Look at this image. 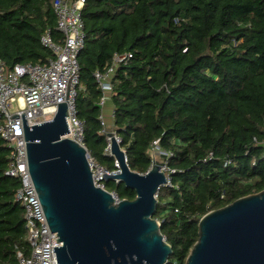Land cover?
I'll use <instances>...</instances> for the list:
<instances>
[{"label": "trees", "instance_id": "1", "mask_svg": "<svg viewBox=\"0 0 264 264\" xmlns=\"http://www.w3.org/2000/svg\"><path fill=\"white\" fill-rule=\"evenodd\" d=\"M53 3L0 0L7 69L53 57L40 41L49 28L62 38ZM82 14L76 104L85 146L96 162L116 169L115 157L105 154L102 91L93 73L115 53H131L114 77V128L134 171H148L156 140L173 153V186L159 189L154 218L173 248L166 264H186L202 216L264 189V0H87ZM11 153L0 135V264H17V249L31 254L20 182L5 175ZM105 186L120 199L136 197L123 182Z\"/></svg>", "mask_w": 264, "mask_h": 264}, {"label": "water", "instance_id": "2", "mask_svg": "<svg viewBox=\"0 0 264 264\" xmlns=\"http://www.w3.org/2000/svg\"><path fill=\"white\" fill-rule=\"evenodd\" d=\"M68 104L51 120L29 126L22 113L30 176L51 233L58 264H166L173 248L154 218L158 192L168 182L159 162L145 173L130 168L126 150L110 132L118 169L104 173L136 191L120 199L95 185L85 146L71 138ZM186 264H264V189L209 211Z\"/></svg>", "mask_w": 264, "mask_h": 264}, {"label": "built area", "instance_id": "3", "mask_svg": "<svg viewBox=\"0 0 264 264\" xmlns=\"http://www.w3.org/2000/svg\"><path fill=\"white\" fill-rule=\"evenodd\" d=\"M86 1L54 0L56 28L62 38L55 40L50 28L42 34L41 43L53 53V57L47 62L18 63L7 69L0 57V135L12 151L5 175L17 178L20 182L16 197L25 209L24 218L31 247L30 255H26L22 249H17V264H58L54 247L62 246V242L56 241L59 239V236H55L57 232L50 231L30 176L22 113L25 114L27 124L33 126L51 120L58 104L67 102L70 132L61 138H71L85 146V121L79 117L76 99L81 86L79 55L86 45L85 21L82 14ZM131 57V53H115L103 70L97 69L93 73L102 91L98 105L101 108L102 132L106 134L108 142L105 154L111 156L109 133L114 132L120 146L122 138L115 128L108 129L104 110L107 102L112 100L114 77L118 67L127 64ZM111 116H115L114 108L111 110ZM150 154L152 162H159L161 170L166 174L168 182L164 186H173L172 175L176 170L169 166V158L173 153L163 149L156 140L151 144ZM212 156L211 152L209 158ZM87 157L95 185L108 190L103 174L116 172L118 166L116 165L115 170H109L96 162L89 152ZM230 162L231 160H228V163ZM112 192L117 197L116 191Z\"/></svg>", "mask_w": 264, "mask_h": 264}, {"label": "crops", "instance_id": "4", "mask_svg": "<svg viewBox=\"0 0 264 264\" xmlns=\"http://www.w3.org/2000/svg\"><path fill=\"white\" fill-rule=\"evenodd\" d=\"M113 104L112 106H110L109 108L107 106H105V116H106V119H107V122H108V125L110 127V129H114V118H112L111 116V110L113 109Z\"/></svg>", "mask_w": 264, "mask_h": 264}, {"label": "rangeland", "instance_id": "5", "mask_svg": "<svg viewBox=\"0 0 264 264\" xmlns=\"http://www.w3.org/2000/svg\"><path fill=\"white\" fill-rule=\"evenodd\" d=\"M106 106H107L108 108H109L110 106H112V101L109 100V101L107 102ZM108 129H110V127H109ZM157 158H158V160H159V159H160V156H158ZM116 182H117V181H116Z\"/></svg>", "mask_w": 264, "mask_h": 264}]
</instances>
